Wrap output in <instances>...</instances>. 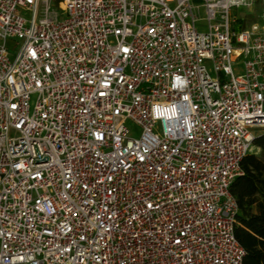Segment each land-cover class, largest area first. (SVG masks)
I'll list each match as a JSON object with an SVG mask.
<instances>
[{"label":"built area","instance_id":"2783aa9c","mask_svg":"<svg viewBox=\"0 0 264 264\" xmlns=\"http://www.w3.org/2000/svg\"><path fill=\"white\" fill-rule=\"evenodd\" d=\"M53 1L0 0V264H242L264 0Z\"/></svg>","mask_w":264,"mask_h":264},{"label":"trees","instance_id":"16d2710c","mask_svg":"<svg viewBox=\"0 0 264 264\" xmlns=\"http://www.w3.org/2000/svg\"><path fill=\"white\" fill-rule=\"evenodd\" d=\"M253 148L258 153L244 158L243 174L231 186L239 207L235 237L245 250L242 264H264V133Z\"/></svg>","mask_w":264,"mask_h":264},{"label":"rangeland","instance_id":"374dc122","mask_svg":"<svg viewBox=\"0 0 264 264\" xmlns=\"http://www.w3.org/2000/svg\"><path fill=\"white\" fill-rule=\"evenodd\" d=\"M60 2H61V0H54L53 3H52L51 9L54 10L57 13L58 18L60 20H62L65 17V14L59 8ZM260 12H261L260 9L258 7H256L255 11H251L250 13L247 10H245V9L233 10V15L238 17V18H243L245 16L252 15V14H255V13H256V15H258V14H260ZM22 15L25 18L29 19V20L32 17V13L31 12H23L22 11ZM200 17H201L202 21L200 23H198V29L200 31H206L207 28H208V23L205 21L206 16H205L204 11L201 12V16ZM249 20H253V19H249ZM7 48L9 50V57L11 58V60H14L16 55H17V52H18V40L9 39L7 41ZM241 62H243V61L242 60L238 61V63H241ZM35 102H36V96H33L32 97V103H31L32 104V108L34 107ZM126 126L130 130V132H131V134H132V136L134 138H139L140 137L141 128L139 126H137L136 124H134L130 120H128L126 122ZM251 153H258V151H256L255 148H252Z\"/></svg>","mask_w":264,"mask_h":264},{"label":"crops","instance_id":"0c3cea01","mask_svg":"<svg viewBox=\"0 0 264 264\" xmlns=\"http://www.w3.org/2000/svg\"><path fill=\"white\" fill-rule=\"evenodd\" d=\"M261 134H262V133H261ZM252 148H253V147H252ZM251 151H252V150H251ZM251 151H250V153H251ZM250 153H249V154H250Z\"/></svg>","mask_w":264,"mask_h":264}]
</instances>
